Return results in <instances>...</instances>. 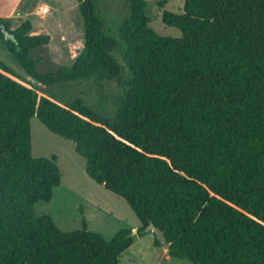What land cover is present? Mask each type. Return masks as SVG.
Wrapping results in <instances>:
<instances>
[{
    "label": "trees",
    "instance_id": "obj_1",
    "mask_svg": "<svg viewBox=\"0 0 264 264\" xmlns=\"http://www.w3.org/2000/svg\"><path fill=\"white\" fill-rule=\"evenodd\" d=\"M84 41L70 66L40 72L30 35L0 19V40L36 83L114 81L106 114L75 97L38 93L0 60V264H119L130 228L106 239L62 231L34 205L60 184L56 156L33 157L30 119L74 142L85 172L121 196L166 252L193 264H264V0H184L162 11L180 36L150 26L146 0H127L116 35L93 0H76ZM105 95L100 96V102ZM154 234V233H153ZM155 246L162 244L154 234Z\"/></svg>",
    "mask_w": 264,
    "mask_h": 264
},
{
    "label": "rangeland",
    "instance_id": "obj_2",
    "mask_svg": "<svg viewBox=\"0 0 264 264\" xmlns=\"http://www.w3.org/2000/svg\"><path fill=\"white\" fill-rule=\"evenodd\" d=\"M104 21V28L116 35L117 23L128 15L127 0H93ZM150 26L161 35L180 36V30L166 25L162 11H183L184 0H146ZM58 11L43 16H33L37 26L45 27L52 36L47 45L31 52L36 58L40 72L54 71L59 66H70L84 41L83 19L76 0H48ZM49 34V32H47ZM0 60L5 62L28 86L38 93L55 97L68 103L75 97L92 107L111 114L116 106L114 100L120 91L114 81L78 80L44 85L36 83L12 58L0 40ZM105 98L100 102V96ZM31 153L33 157L56 156L60 184L53 189L49 202L34 205L35 215L49 214L62 231L81 229L85 222L88 230L111 238L121 228H130L134 236L132 244L119 255V264H193L185 259L171 257L162 246L153 243L154 234L135 235L140 225L136 215L125 199L92 180L85 172V159L74 149V142L52 133L37 117L30 119Z\"/></svg>",
    "mask_w": 264,
    "mask_h": 264
},
{
    "label": "crops",
    "instance_id": "obj_3",
    "mask_svg": "<svg viewBox=\"0 0 264 264\" xmlns=\"http://www.w3.org/2000/svg\"><path fill=\"white\" fill-rule=\"evenodd\" d=\"M43 6L47 7L46 13L41 12V7ZM52 7L54 11H58V8L51 5L48 0H0V19L9 22L11 29H15L24 21H29L31 29L28 34L36 35L49 32L51 37V32L47 31L45 27L37 26L36 21L32 17L48 14Z\"/></svg>",
    "mask_w": 264,
    "mask_h": 264
},
{
    "label": "water",
    "instance_id": "obj_4",
    "mask_svg": "<svg viewBox=\"0 0 264 264\" xmlns=\"http://www.w3.org/2000/svg\"><path fill=\"white\" fill-rule=\"evenodd\" d=\"M87 3L90 4L89 0H87ZM0 29L3 31V33L8 36L7 29L4 27V25L0 22ZM151 231L155 234L156 238L159 240V242L162 244L161 246L166 250L168 247V242L166 240V237L163 233V231L154 226L152 223H150ZM134 233H136V230H134Z\"/></svg>",
    "mask_w": 264,
    "mask_h": 264
},
{
    "label": "built area",
    "instance_id": "obj_5",
    "mask_svg": "<svg viewBox=\"0 0 264 264\" xmlns=\"http://www.w3.org/2000/svg\"><path fill=\"white\" fill-rule=\"evenodd\" d=\"M41 12L46 13L47 12V7H45V6L41 7Z\"/></svg>",
    "mask_w": 264,
    "mask_h": 264
}]
</instances>
